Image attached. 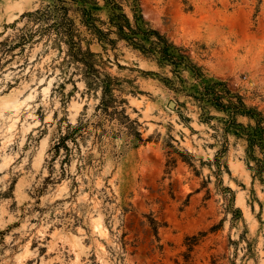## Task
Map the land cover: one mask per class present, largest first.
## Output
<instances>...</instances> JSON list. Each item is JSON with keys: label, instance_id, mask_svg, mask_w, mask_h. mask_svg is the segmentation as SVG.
<instances>
[{"label": "rangeland", "instance_id": "374dc122", "mask_svg": "<svg viewBox=\"0 0 264 264\" xmlns=\"http://www.w3.org/2000/svg\"><path fill=\"white\" fill-rule=\"evenodd\" d=\"M50 1L0 0V264H264V175L242 129L264 118V0H138L201 77L125 40L91 44L136 129L95 111L63 43H19L36 26L22 14ZM213 82L245 107L235 124L197 95ZM79 119L90 133L50 151Z\"/></svg>", "mask_w": 264, "mask_h": 264}, {"label": "trees", "instance_id": "16d2710c", "mask_svg": "<svg viewBox=\"0 0 264 264\" xmlns=\"http://www.w3.org/2000/svg\"><path fill=\"white\" fill-rule=\"evenodd\" d=\"M124 2H127L130 7V17L124 12ZM101 10L106 12V20L99 16L98 12ZM22 16L30 17L31 22L36 26L21 32L19 43L28 42L36 33L39 35L45 33L59 44L63 43L66 47L67 61L76 64L88 89L100 92L95 111L103 114L105 118L112 119L118 116L119 120H125V124L135 129L137 122L125 114L123 107L125 100L121 98L123 90L121 80L104 69L105 61L90 48L93 42L106 50L107 46L113 47L116 40H125L147 53L157 54L160 61H167L174 67L181 64L191 66L196 77L202 76L199 67L190 62L188 55L178 53L176 46L168 42L158 30L149 26L141 14L138 0H51L43 8L23 13ZM111 34H114L116 38H111ZM143 42H148L149 46L145 47ZM197 95L203 101L227 111L230 116L227 120L229 124H235L234 115L245 111L239 96L231 93L225 82L203 84L202 88L198 89ZM254 113L251 112L250 115L254 117V124L242 129L247 142L246 152L253 162L251 168L255 174L262 177L264 175V118L259 113L256 115ZM87 128V120L83 122L79 119L76 124H68L66 130L55 140L50 151L58 152L60 148H63L65 157L69 156L68 141L76 146L78 139L89 132ZM136 133L138 134L137 131ZM260 180L264 192V177Z\"/></svg>", "mask_w": 264, "mask_h": 264}, {"label": "bare ground", "instance_id": "6f19581e", "mask_svg": "<svg viewBox=\"0 0 264 264\" xmlns=\"http://www.w3.org/2000/svg\"><path fill=\"white\" fill-rule=\"evenodd\" d=\"M14 99H15V98H14ZM12 103H13L14 106H15V105L17 106V104H16V103H17V102H16V99L13 100Z\"/></svg>", "mask_w": 264, "mask_h": 264}]
</instances>
